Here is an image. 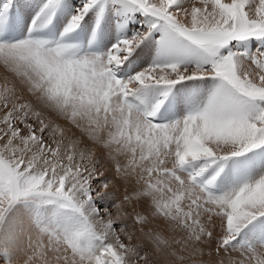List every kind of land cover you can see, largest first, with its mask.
Instances as JSON below:
<instances>
[{
    "label": "snow or ice",
    "instance_id": "snow-or-ice-1",
    "mask_svg": "<svg viewBox=\"0 0 264 264\" xmlns=\"http://www.w3.org/2000/svg\"><path fill=\"white\" fill-rule=\"evenodd\" d=\"M0 264H264V0H0Z\"/></svg>",
    "mask_w": 264,
    "mask_h": 264
}]
</instances>
